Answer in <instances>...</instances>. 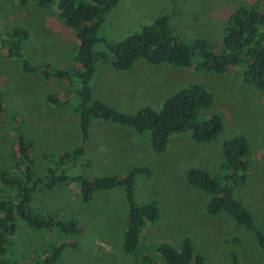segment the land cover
<instances>
[{
  "label": "rangeland",
  "instance_id": "rangeland-1",
  "mask_svg": "<svg viewBox=\"0 0 264 264\" xmlns=\"http://www.w3.org/2000/svg\"><path fill=\"white\" fill-rule=\"evenodd\" d=\"M89 2V0H81ZM250 0H119L105 14L92 51L105 50L104 41L114 42L134 33L160 15H167L170 31L182 38L201 37L217 43L228 14ZM264 11V3L259 4ZM55 5L38 8L15 0H0V164L12 174L16 166V131L31 142L30 156L39 176L44 175L47 159L80 145L77 116L73 110L76 85L54 78H44L39 70L25 73L22 58L40 68L70 70L76 66L75 32L57 22ZM26 30L20 40L22 58L9 56L6 46L14 29ZM5 40V42H3ZM8 41V43H7ZM108 63L97 62L89 85L92 95L124 113H134L147 105L154 110L163 100L188 83L196 82L212 96L208 111L221 117L222 131L212 140L195 143L187 132L169 135L161 153L151 151L148 132L137 133L113 122L91 120L85 152L65 164L68 176L85 178L109 174L123 175L131 166L145 165L149 174L133 178V199L138 204L154 200L158 216L145 221L136 250H122V233L127 222V203L121 185L95 191L83 201L78 185L72 180L51 188H39L32 202L38 214L56 219H73L79 233L64 234L56 229H33L20 218L7 251L1 256L18 264L41 260L50 247L65 246L54 264H152L142 257L157 260L156 247L167 243L178 247L187 238L205 264H264V251L253 231L235 224L226 214L209 216L204 207L208 195L190 185L184 177L189 167L213 171L222 160L220 143L234 135H243L248 143V161L243 185L233 190L236 200L250 212L253 225L264 235V90L242 84L232 73L217 74L174 67L166 63L151 64L136 60L131 69L116 71L107 77L101 72ZM66 98L58 105L46 95ZM9 193L0 184V198ZM46 251V253H45Z\"/></svg>",
  "mask_w": 264,
  "mask_h": 264
},
{
  "label": "trees",
  "instance_id": "trees-1",
  "mask_svg": "<svg viewBox=\"0 0 264 264\" xmlns=\"http://www.w3.org/2000/svg\"><path fill=\"white\" fill-rule=\"evenodd\" d=\"M21 5L32 2L38 8L56 6L58 17L71 28L77 38L74 54L76 66L70 70L40 68L22 58L19 44L26 37V30L14 29L10 43L6 46L8 55L22 58L21 68L25 73L39 70L44 78H54L74 83L73 94L77 97L73 110L77 116L81 143L69 151L45 157L47 165L44 175L39 176L30 156L31 142L27 141L16 126V166L18 174H12L0 164V184L9 191L0 198V264L7 251L10 238L15 232V221L20 218L33 229H56L61 233H79L78 223L73 219L60 220L50 214H38L32 210V202L39 188H51L72 180L78 185L83 201H88L95 191L106 190L117 185L124 188L127 203V222L122 233V250L133 253L136 250L140 230L145 221L158 216L154 200L138 204L132 195L133 178L136 174H149L145 165L131 166L123 175L109 174L93 178L82 175L70 177L65 164L73 162L85 152L84 142L89 135L91 120L113 122L127 126L137 133L148 132V143L154 153H161L172 133L187 132L195 143L214 139L222 131L221 117L208 111L212 103L211 94L196 82L188 83L167 96L158 110L142 106L136 112H120L92 95L89 82L97 62L108 63L115 71L129 70L136 60L144 59L151 64L166 63L175 67H188L195 71H210L217 74L232 73L247 85L264 90V11L259 4L264 0H250L252 3L235 7L227 16L223 34L215 43L201 37L185 39L173 34L167 23V15H160L145 24L138 31L124 38L104 41L105 50L92 51L98 40L97 31L105 14L119 0H15ZM5 42V40H3ZM52 104H60L66 98L46 95ZM3 111L0 96V115ZM264 147V135L262 137ZM222 160L209 172L199 167H189L184 172L185 180L208 195L205 213L209 216L226 214L235 224H242L253 231L255 239L264 251V235L252 223L250 212L233 196L235 187L246 180L248 143L243 135L225 138L220 143ZM71 242H61L50 247L41 260L21 264H54L62 249ZM157 260L142 257L143 262L152 264H205L204 257L195 252L187 238L181 239L178 247L160 243L156 247ZM46 253V251H45ZM231 264H237L231 255Z\"/></svg>",
  "mask_w": 264,
  "mask_h": 264
},
{
  "label": "crops",
  "instance_id": "crops-1",
  "mask_svg": "<svg viewBox=\"0 0 264 264\" xmlns=\"http://www.w3.org/2000/svg\"><path fill=\"white\" fill-rule=\"evenodd\" d=\"M27 4H33L32 2H30V3H27ZM27 4H25V5H27ZM41 9H44V8H41ZM56 15L58 16V11L56 12ZM59 18V17H58ZM57 22H59V23H61V24H63L64 25V23L62 22V20L59 18L58 20H57ZM65 26V25H64ZM67 27V26H66ZM139 60H144V59H139ZM175 67V66H174ZM132 68V67H131ZM130 68V69H131ZM103 73H105V76H107L108 78L109 77H111V76H116L118 73L115 71V70H113L111 67H106L105 69H103V71L100 73L101 74V76L103 75ZM95 74V73H94ZM43 76V75H42ZM242 84H244L241 80H239ZM245 85V84H244ZM144 106H147V105H144ZM98 121V120H97ZM87 140V139H86Z\"/></svg>",
  "mask_w": 264,
  "mask_h": 264
}]
</instances>
